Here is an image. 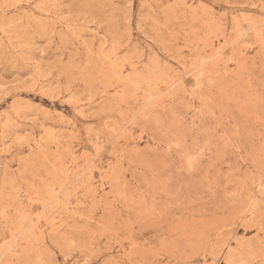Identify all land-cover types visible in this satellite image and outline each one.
I'll return each instance as SVG.
<instances>
[{
  "label": "rangeland",
  "instance_id": "374dc122",
  "mask_svg": "<svg viewBox=\"0 0 264 264\" xmlns=\"http://www.w3.org/2000/svg\"><path fill=\"white\" fill-rule=\"evenodd\" d=\"M0 264H264V0H0Z\"/></svg>",
  "mask_w": 264,
  "mask_h": 264
}]
</instances>
